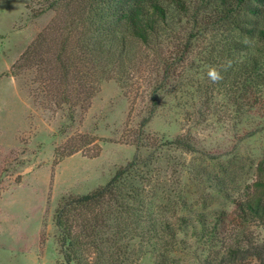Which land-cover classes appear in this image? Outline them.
<instances>
[{"label": "rangeland", "instance_id": "374dc122", "mask_svg": "<svg viewBox=\"0 0 264 264\" xmlns=\"http://www.w3.org/2000/svg\"><path fill=\"white\" fill-rule=\"evenodd\" d=\"M183 1L125 83L101 80L63 99L51 53L39 66L14 65L68 1L0 0V264H66L56 208L134 157L118 184L131 194L125 209L102 228V264L211 257L206 236L232 223L264 152V23L253 0L229 13L222 0ZM213 67L222 70L217 83L207 76ZM251 227L264 237L263 225ZM88 249L81 260L93 264L98 250Z\"/></svg>", "mask_w": 264, "mask_h": 264}, {"label": "trees", "instance_id": "16d2710c", "mask_svg": "<svg viewBox=\"0 0 264 264\" xmlns=\"http://www.w3.org/2000/svg\"><path fill=\"white\" fill-rule=\"evenodd\" d=\"M66 1L70 5L66 15L53 20L14 65L16 68L39 66L44 63V54L50 57L51 53L49 61L58 69L56 77L51 79L55 85L65 86L63 99L71 96L77 99L80 89L88 92L101 80L115 79L125 83V75L137 68V62L142 60L140 49H151L158 44L152 36L166 25L171 5L184 8L183 0ZM222 1L230 5L229 13L250 0ZM253 1L261 5L255 13H259L264 23V0ZM54 6L50 4V7ZM78 26L80 29L75 30ZM260 34L264 40L263 29ZM35 57L39 58L37 64H34ZM252 60L253 65L259 62L258 58ZM165 63V69L170 68V64ZM166 78L162 77L160 82ZM151 101L155 107L157 100L154 96ZM136 164L134 157L104 186L80 196L67 197L58 205L53 219L58 230L59 250L66 264L88 263L81 260L80 255L91 251L88 245L98 250L93 264L103 263L99 244L109 237L102 235V228L109 224L113 211L125 209L120 201L124 195L131 194L119 191L118 184ZM249 188L234 201L232 223H228L227 218L228 222L225 220L222 228L215 227L206 236L204 243L210 245L211 257L200 264H264V237L251 227H257L259 223L264 226V152L256 164V179Z\"/></svg>", "mask_w": 264, "mask_h": 264}, {"label": "clouds", "instance_id": "9594fccd", "mask_svg": "<svg viewBox=\"0 0 264 264\" xmlns=\"http://www.w3.org/2000/svg\"><path fill=\"white\" fill-rule=\"evenodd\" d=\"M207 76L213 83H217L223 78L222 70L217 69L215 67L210 68L209 71L207 72Z\"/></svg>", "mask_w": 264, "mask_h": 264}]
</instances>
